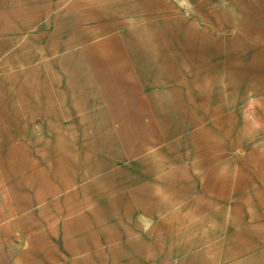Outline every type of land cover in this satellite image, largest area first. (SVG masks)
<instances>
[{
	"label": "rangeland",
	"instance_id": "rangeland-1",
	"mask_svg": "<svg viewBox=\"0 0 264 264\" xmlns=\"http://www.w3.org/2000/svg\"><path fill=\"white\" fill-rule=\"evenodd\" d=\"M263 118L264 0H0V264H184Z\"/></svg>",
	"mask_w": 264,
	"mask_h": 264
},
{
	"label": "crops",
	"instance_id": "crops-1",
	"mask_svg": "<svg viewBox=\"0 0 264 264\" xmlns=\"http://www.w3.org/2000/svg\"><path fill=\"white\" fill-rule=\"evenodd\" d=\"M258 127L264 144V118ZM256 177L250 179L260 183ZM253 187L246 199L245 191L225 198L218 188L215 201L191 206L196 219L168 222L169 245L184 264H264V182Z\"/></svg>",
	"mask_w": 264,
	"mask_h": 264
}]
</instances>
